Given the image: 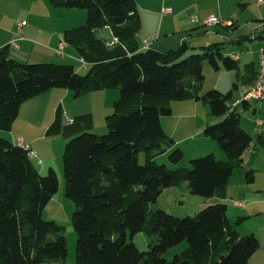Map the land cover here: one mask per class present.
Instances as JSON below:
<instances>
[{"label": "trees", "instance_id": "16d2710c", "mask_svg": "<svg viewBox=\"0 0 264 264\" xmlns=\"http://www.w3.org/2000/svg\"><path fill=\"white\" fill-rule=\"evenodd\" d=\"M47 3L54 9L85 11L84 23L65 31L62 41L76 51L86 73L78 75L66 64H22L1 48L0 131L10 129L22 103L50 89L70 90L73 97L118 91L111 114L104 118L107 133L76 135L61 155L64 196L74 207V264H250L258 241L253 234L240 237L235 232L225 205H211L184 218L149 209L164 189L181 183L191 195L218 196L233 171L242 168V154L253 140L240 127L235 108L239 104L246 108L249 101L231 108L236 101L228 102L231 93L201 94L205 61L214 71H235L237 63L217 44L204 47L200 54H191L184 45L166 52L140 51L135 40L140 21L133 0ZM105 27L109 38L97 37L96 31ZM111 38L117 43L109 47ZM189 100L202 101L210 116L222 118L207 125L202 135L216 143L223 160L208 154L190 160L188 168L176 167L183 153L172 147L159 119L171 115L172 102ZM255 140L264 144L262 135ZM165 148H172L167 155L172 169L155 162ZM31 160L27 151L0 136V264H66L62 227L41 219L57 191L56 173L50 168L40 175ZM243 176L246 184L253 182V171H244ZM245 219L237 218L235 225ZM139 233L155 236L146 252L132 242ZM182 242L186 247L179 255L171 261L162 259Z\"/></svg>", "mask_w": 264, "mask_h": 264}, {"label": "crops", "instance_id": "0c3cea01", "mask_svg": "<svg viewBox=\"0 0 264 264\" xmlns=\"http://www.w3.org/2000/svg\"><path fill=\"white\" fill-rule=\"evenodd\" d=\"M133 1L140 21V27L135 36L140 51L153 49L166 52L184 45L191 54H199L209 45L217 44L221 50L225 44L236 45L238 51L233 50L225 55L221 53L230 57L238 65V69L235 70L236 89L239 83L244 88V94L251 86L257 67L256 50L264 45V36L260 30L254 28L251 31V28L255 27L257 22L264 21V0ZM163 8L169 9L170 13L162 15ZM48 14L56 19V23H53ZM44 15L47 16L46 27L38 25L32 18L26 22L20 19L21 16L0 6V49L6 48L8 58L22 64H66L71 65L77 73L85 70L80 66L76 51L70 46H64L63 57L54 53L57 45L63 42L64 32L76 28L78 24H83L85 14L79 10L51 8L50 12L45 10ZM210 16L230 24L224 27H203L200 24L201 21ZM193 17L198 20V23L191 22ZM22 22L25 24L20 26ZM103 29L108 31L106 27ZM244 42H252L249 45L252 49L245 47L251 50L249 54H243ZM245 56H249L251 62L239 65V61ZM114 91L117 90L96 91L73 97L70 90L50 89L22 103L10 129L0 131V136L17 146H19L17 142L21 140L35 152L34 160L37 162L39 174L51 168L59 178L63 144L80 132L93 129L96 122L97 125L102 124L100 115L101 121L104 122V118L111 113L112 103L118 99V93ZM173 103L175 104H172L169 116L174 119L171 127H164L165 120L159 119L163 132L174 142L172 147H178L180 142L187 143L186 140L192 136L191 134L203 137L202 131L209 123L205 121L204 116H201L202 110L198 112L200 102L183 101L178 106H175L176 102ZM202 104L205 105L203 102ZM66 119H71L72 123L65 124ZM103 128L104 125L101 130ZM177 133L181 137H176ZM182 133L186 135L182 136ZM262 137L264 139V135ZM207 139L205 137L201 139L200 144L196 146L198 149L196 154L200 156L213 154L216 159L223 160L224 155L216 143ZM255 142L258 147L251 146L252 148L246 151L247 156L244 152L241 157L243 174L247 170L254 173L253 182L250 183V185L253 184V188L245 183L241 172L237 174L236 180H231L235 175L234 172L223 192L208 198L203 203L205 208L223 204L226 206V212L227 207L231 208L238 218L257 220L256 230L245 233L253 234L258 241V249L250 257L249 262L264 264V157H262L264 144L258 145L257 140ZM171 150L172 148H165L161 155H166ZM178 165L176 167H181ZM169 192H171V198L180 204H183L184 195L186 199H189L188 196L191 198L186 183H181L179 186L164 189L158 200ZM238 200H244L245 203Z\"/></svg>", "mask_w": 264, "mask_h": 264}, {"label": "rangeland", "instance_id": "374dc122", "mask_svg": "<svg viewBox=\"0 0 264 264\" xmlns=\"http://www.w3.org/2000/svg\"><path fill=\"white\" fill-rule=\"evenodd\" d=\"M159 1L161 2V0ZM0 6L11 10L17 16H21L20 19H23L26 22L29 21L30 18H32L36 20L38 25L45 26V27H46V22H47L45 20L47 16L44 15L45 10L49 12L51 10V7L48 5L47 0H0ZM79 12H83L85 14V11L79 10ZM49 17L53 20V23H56V19L52 15H49ZM261 22L262 21L257 22L256 26L251 28V31H253L254 28L259 29L258 26ZM80 25L82 24H78L75 27H79ZM96 35L97 37L103 38V39L109 38V32L104 29L97 30ZM238 35H241V34H238ZM251 43L252 42H249V43L244 42V46L242 47L243 54H249V52L251 51L250 49H252V47L249 46ZM245 47H249L250 49L245 48ZM233 50L238 51L236 45L225 44L223 45L221 52L225 55V54L230 53V51H233ZM192 54H196V53H192ZM249 62H251V58L249 56H245L244 58L241 59V61H239V65L242 66L243 64H247ZM202 72H203L204 79L201 84V94L207 91H210V90L218 91L222 93L223 95H226L227 93H231V98L228 99V102H234L236 99H240V97L242 96L243 89H244L242 85L238 83L237 89L232 87L233 83H237L236 71H233V70L227 71L223 68L222 69L220 68L218 71H214L209 66V64L205 61L202 66ZM85 73H86V70H83L78 75H85ZM114 92L118 93V91H114ZM199 102L200 104L198 106L199 108L198 112L202 110L201 116L205 117L206 119L205 121L209 123L208 125H215L219 123L220 121H222V118L210 116L208 105L205 104L203 106L202 101H199ZM179 103L180 102H176L175 106H178ZM172 104H175V103L172 102L170 104V108ZM235 112L239 115L240 127L252 136L253 141H252L251 146H254V148H257L258 146L255 142L256 136L264 135V102L251 100L247 104L246 108H244L242 104H239L235 108ZM160 118H161L160 120H165L166 122V124H163L164 127H171L172 121L174 120L173 117L163 116ZM100 123L102 124L97 125V122H96L95 127L93 129L82 131L79 134L81 133H90L94 135L106 134L107 130L105 128V123L101 121V115H100ZM103 125H104V128L101 130V127ZM176 135H177L176 137H181V136H178L179 133H177ZM183 135L185 136L186 133H182V136ZM191 135L192 136H190L188 140H186L187 143H185V141L180 142L178 143V147H174V148H179L183 153V159L178 165L183 168L185 167L188 168V162L190 160L198 159L200 157L205 156V155L200 156L199 154H196L198 151L196 146L200 144L201 139L203 137L193 136V134ZM207 140L211 142V139H207ZM66 143L63 144L62 149H64ZM257 150H260V149H257ZM247 152L245 153V156H247ZM167 155L168 154L157 156L155 158L156 164L164 165L167 168H172L173 166L172 165L170 166V163L168 162V159H167ZM143 156H144L143 154H140L139 161L141 164L143 163ZM262 157H264V151H263ZM60 160H61V156H60ZM31 162L32 164L35 165V167L38 166L36 160L33 159L31 160ZM47 171L48 170H46L40 175H46ZM234 172H235V175L234 177H232L231 180H234V179L236 180V176L240 172L242 176L243 169L242 168L235 169L233 173ZM260 180L262 181V178H260ZM57 184H58L57 191L53 195L48 205L43 208L41 212V219L44 221L53 222L56 225L62 227L63 237L65 238L66 247H67L66 264H74L76 236L72 228V224H71V215L73 213L74 207H73V203L70 200L66 199L64 196V178H63L62 165H61V174L59 175V178L57 177ZM249 187L253 188V184L252 185L249 184ZM167 194H170V195H167ZM167 194L161 197V199L159 200L157 199L156 203L149 205V209H151L152 211L161 210L165 212L166 214L171 215L176 218L192 217L205 208L203 202L207 201V199L205 198L197 197L194 195H190L191 198L187 195L189 199H186V195H184L182 199L183 204H180L174 201L173 198H171V192ZM238 201L245 203L244 200H238ZM226 214H227V218L229 219V221H231V224L233 225L234 229L236 230L238 235L241 237L249 235L245 233H248V231H254L257 228V220L251 219V218L244 220L239 225H235V221L238 218V216L235 215L234 211L231 208L227 207ZM132 242L134 243V245L139 251L146 252L148 250V246L155 242V236L148 235L146 233H139L132 238ZM185 247H186L185 242H182L176 247H173L167 250L161 257L164 260L171 261L172 258L176 255H179L185 249Z\"/></svg>", "mask_w": 264, "mask_h": 264}, {"label": "built area", "instance_id": "2783aa9c", "mask_svg": "<svg viewBox=\"0 0 264 264\" xmlns=\"http://www.w3.org/2000/svg\"><path fill=\"white\" fill-rule=\"evenodd\" d=\"M170 13V10L167 8L161 9V14L165 15ZM191 22L198 23V20L193 17L191 19ZM25 22H22L20 26H23ZM203 27H209V26H228L229 22H223L218 20L216 17L210 16L205 19H203L200 23ZM259 30L261 34L264 36V21H262L259 24ZM117 43V40L115 38H111V40L106 43L107 46H112ZM64 48V43L60 42L57 47L54 49V53L58 56H62V50ZM256 58H257V68H256V75L254 78L253 83L248 88V90L241 96L239 100H236L234 103L230 104V107H235L240 103L241 100L246 101H262L264 102V45L260 46L256 50ZM72 123L71 119H66L65 124L70 125ZM260 124V123H258ZM17 144L23 148L25 151H27V155L29 158L34 159L36 158L35 152H33L28 145L23 144L21 140L17 142Z\"/></svg>", "mask_w": 264, "mask_h": 264}]
</instances>
